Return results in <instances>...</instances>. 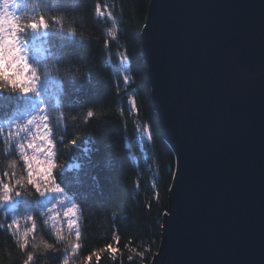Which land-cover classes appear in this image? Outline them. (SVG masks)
<instances>
[{
  "label": "water",
  "instance_id": "water-1",
  "mask_svg": "<svg viewBox=\"0 0 264 264\" xmlns=\"http://www.w3.org/2000/svg\"><path fill=\"white\" fill-rule=\"evenodd\" d=\"M140 41L174 157L149 264H264V0H149Z\"/></svg>",
  "mask_w": 264,
  "mask_h": 264
},
{
  "label": "trees",
  "instance_id": "trees-1",
  "mask_svg": "<svg viewBox=\"0 0 264 264\" xmlns=\"http://www.w3.org/2000/svg\"><path fill=\"white\" fill-rule=\"evenodd\" d=\"M97 2L102 17L94 15ZM148 2L81 0L79 39L51 32L36 37L49 45L45 54L51 53L58 63L76 64L80 77L63 79L51 95L44 85L40 97L0 96V119H23L42 103H57L74 119L67 125V138L76 144L64 154L69 165L78 167L66 166L56 179L81 206L80 253L91 255V264H149L167 212L174 157L162 139L150 101L140 41ZM109 14L120 22L121 43L106 42L103 28L110 23ZM70 147L64 144L65 150ZM151 155L159 166L149 174L143 167ZM54 198L19 197L5 211H35ZM48 259L58 264L60 254L50 253Z\"/></svg>",
  "mask_w": 264,
  "mask_h": 264
},
{
  "label": "clouds",
  "instance_id": "clouds-1",
  "mask_svg": "<svg viewBox=\"0 0 264 264\" xmlns=\"http://www.w3.org/2000/svg\"><path fill=\"white\" fill-rule=\"evenodd\" d=\"M81 0H0V96H41L46 85L55 94L65 78H79L76 64H60L46 53L49 45L36 39L51 32L79 39L77 10ZM107 12V8H105ZM94 15L102 17L99 3ZM103 34L117 41V17L109 14ZM108 44H105L107 48ZM71 114L57 103H42L24 115L0 119V264H50L49 254H60L58 264H91L82 256L81 206L57 182V174L78 165L65 158L76 144L67 138ZM71 147L64 149V144ZM67 151V155H65ZM151 155L143 171L158 168ZM55 197L38 210L8 213L5 206L19 197ZM131 258V257H130Z\"/></svg>",
  "mask_w": 264,
  "mask_h": 264
},
{
  "label": "snow or ice",
  "instance_id": "snow-or-ice-1",
  "mask_svg": "<svg viewBox=\"0 0 264 264\" xmlns=\"http://www.w3.org/2000/svg\"><path fill=\"white\" fill-rule=\"evenodd\" d=\"M88 115H89V116H91V115H92V113H91V112H89V113H88Z\"/></svg>",
  "mask_w": 264,
  "mask_h": 264
}]
</instances>
